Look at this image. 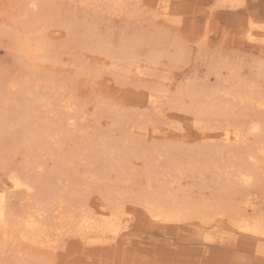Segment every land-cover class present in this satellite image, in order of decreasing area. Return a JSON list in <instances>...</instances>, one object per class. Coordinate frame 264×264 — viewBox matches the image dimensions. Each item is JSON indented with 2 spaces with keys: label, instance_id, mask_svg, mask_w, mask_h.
Segmentation results:
<instances>
[{
  "label": "rangeland",
  "instance_id": "rangeland-1",
  "mask_svg": "<svg viewBox=\"0 0 264 264\" xmlns=\"http://www.w3.org/2000/svg\"><path fill=\"white\" fill-rule=\"evenodd\" d=\"M125 1L121 10L110 11L99 8L100 3L83 9L69 0H0V114L8 115L7 124L0 120V192L6 196L8 215L6 229H0V264H264V245L239 239L227 223L222 225L226 229L217 230L191 222L155 224L143 207L134 204L139 193L193 202L211 198L220 184L235 183L236 200L248 194L255 210L264 212V157L255 167L261 170L262 181L241 186L231 177L232 155L220 136L228 125L246 131L243 113L251 114L247 103L226 93L232 95L245 85L264 94V44L248 41L243 34L250 23L264 26V0L234 5L220 0ZM48 2L57 6L61 19L74 21L78 36L85 38L89 29L111 52L142 40L138 54L145 59L140 64L150 69L145 81L119 76L117 60L118 69H113L105 55L73 40L63 26L42 29L36 18ZM148 53L156 57L153 66ZM35 77L40 81L34 95L6 88L11 79L18 83L28 79L34 86ZM49 78H57L61 89ZM154 89L163 93L152 106L148 97ZM55 93H62L63 102ZM27 103L36 108L28 115ZM209 105L226 107L231 117L219 123L203 118L207 122L202 127V122L196 123L202 118L196 112ZM244 133L246 142H231V154L241 165L254 140ZM192 147L198 150L195 157L187 154ZM167 148L170 156H165ZM72 154L75 160L70 164ZM12 176L29 189H15ZM114 203L125 212L120 236L112 245H94L82 253L68 223L85 213L100 218ZM27 215L43 227L52 248L20 238L18 223Z\"/></svg>",
  "mask_w": 264,
  "mask_h": 264
},
{
  "label": "bare ground",
  "instance_id": "bare-ground-1",
  "mask_svg": "<svg viewBox=\"0 0 264 264\" xmlns=\"http://www.w3.org/2000/svg\"><path fill=\"white\" fill-rule=\"evenodd\" d=\"M69 1L78 2L80 4L79 6L81 8H83V9L89 7L92 4L100 3L101 5L99 6V8H105L106 10H110V11L111 10H113V11L121 10L124 6L127 5V4L125 5V3H126L125 0H69ZM241 1L242 0H220V2L223 3V4L225 2H229L230 4L233 3V2L234 3H238V2L240 3ZM234 3H233V5H234ZM240 5H242V4H240ZM96 6H97V4H96ZM223 6H225V5H223ZM137 8H139V7L137 6ZM103 11H105V10H103ZM39 14L40 15H38L36 19L38 20L39 26L41 25L43 27L42 28L40 26L42 29H45L48 26H54V25L60 26V27L63 26L64 28H62V30L66 29L67 30L66 32L68 34H69V30L72 32V35H73L72 39L73 40L75 39L76 41H79V43L81 42L82 44H84V45L88 46L89 48H91V50H93V51H95L97 53H100L99 54L100 56H102V54L105 55V58L107 59V61L108 60L110 61L108 63L109 66H111L113 69L116 66L115 65V63H116L115 61L117 60V62L121 65L120 71H118V72H120L119 76L124 77V79L127 76H133V79L135 78V80H139V81L143 80V81H145L144 79L146 77L143 78V76L149 75L148 71L150 69H145L140 64V60H144L145 59V58L144 59H140V56L138 54V52H140L139 51V48H140V44L139 43L142 40L139 41V43H132V42H128L127 43L126 42L125 44H123L124 46L121 45L123 47H121V50L119 52H115V51L111 52L112 51V49L110 51L111 47H109V49H106V47H108V46L106 45V47H105L103 45L102 41L98 38V36L93 31H90L89 29L85 31V35H86L85 38L78 36L77 35L78 32L74 31V29L76 27V24L74 23V21L72 22V20H70L71 18H69V19H64L63 18V19H61L60 13L57 12V6L54 5L53 3H49L48 2V3H45L44 6H41V8L39 10ZM66 17H67V15H66ZM69 20H70L71 23L69 22ZM253 28L258 30V32H253L252 31ZM243 34H244V37L248 41L259 42V43L264 44V26L261 25V24L260 25H255V24L250 23L249 26L247 27V29L243 31ZM83 36H84V34H83ZM69 37L70 36L67 35V38H69ZM80 39H83L82 40L83 42L80 41ZM148 42H150V41H148ZM74 44H77V43H74ZM141 45L143 46L142 42H141ZM58 48H63V47L59 46ZM58 50L61 51L62 49H58ZM53 51H56V49L53 50ZM145 55H146V53H145ZM147 58H148L147 60L150 62V65L153 66V64H156L157 61H156V57L154 55L151 56L149 54ZM150 59H152V61H150ZM148 61H145L144 63H146ZM102 66H104V65L102 63H100L99 68L100 69L103 68ZM95 67L98 69L97 65H95ZM117 69H118V67H117ZM21 70H24V69H21ZM17 72H19V71H17ZM22 75H23V73L21 74V77H22ZM29 76H31V75H29ZM119 76H118V78H119ZM35 78L34 79L36 80V85H34V86L32 85L33 87L30 86V84H28L29 83L27 81L28 79L27 80L24 79V81H20L19 83L17 81H15V80L11 79L9 81L7 80L8 81V83H7V82H5V80H6V78H5L4 82L7 83V86H6L7 89L8 88H11V89L12 88L13 89L17 88L16 90H19L18 92H21V93H19L20 95H23V96L24 95H34L35 91H33V88H36V86L38 85V82L40 81L39 77H35ZM3 79H2V81H3ZM47 80L49 82H51L50 84H54V85L56 84L58 86L57 88L61 89V85L59 84V80L57 78L56 79L55 78H49ZM0 83L2 84L1 81H0ZM248 83H252V82H248ZM244 84L247 85V82H245ZM238 85H239V83H238ZM47 86H48V84H47ZM244 86L239 87V89L236 90L234 93H232V95L230 93H228V94L226 93V95L229 96V97H233L234 99L241 100V102L244 103L245 106L248 104V107H246V109L248 111L249 110L251 111V114L249 112H247L250 115L249 114L245 115L243 113V116L246 119V121L243 122L246 125V131L251 136L253 135L252 137H254L253 145H251V146H249L247 148L248 149V152H247V155H246L247 161L245 162L244 165H241V164H238L237 162H235L236 161L235 156L233 154H231V151L233 152L231 142L239 141V140H241V142H246L247 138L246 137L243 138V134H242V133H244L246 131H243L241 133V129L240 128H242V126L239 128L240 125L238 127L235 126V125L234 126L228 125L227 128H223L222 130L220 129L221 130L220 136H221V140L223 142H225V144H226L225 146H227L226 148L230 150L229 151V156L231 157V155H232L233 163L230 166L233 167V172H232L233 176H231V177L234 178V181L237 184L241 185V186H247V185L251 186V185H256L260 181H262L261 170L258 171V169H255V167H256L257 163L261 162V160H262L261 158L264 157V115H263L264 114L263 113L264 112V94L262 95V94H259L258 92L257 93H253L252 89H251L252 86L250 87V85H249L250 88H248L247 86H245V87ZM253 86H255V85H253ZM246 87L248 88L247 91H246V89H247ZM50 88H53V87L50 86ZM60 89H56V92H58L57 90H60ZM258 89H257V91H259ZM161 92L162 91H160L158 89L157 90L154 89V90H152L150 92L149 97H148L149 103H151L150 105H152V104L155 105L156 103L159 102V99L162 97ZM213 92L214 91H212L211 93H213ZM51 93L52 92H50V94ZM61 94H60V96H61ZM211 95H213V94H211ZM41 96H42V94H41ZM60 96L57 95V94H56V96H54L55 98H57V101H59V103L63 102V98H60ZM224 96H225V94L223 95V98H224ZM1 97H2V95H1ZM229 97H228V99H229ZM7 99H8V97H6L5 105H6L7 101H8ZM46 99L48 100V98H46ZM36 100H37V98H36ZM212 101H214V100H212ZM1 102L2 103L4 102L3 99H2ZM28 102H30V101H28ZM232 102H236V101L234 100ZM30 103H27L26 105H24V107H25L24 110H26L25 112H27V115L30 114V113H33L36 110V108H34L35 104H34V106H32ZM242 103H240V104H242ZM64 105H65V108H67V110H69V104L65 103ZM203 105H205V104L203 103ZM156 106H154V107L157 108ZM209 106H211V105H209ZM46 107H47V105H46ZM200 108H201V106H200ZM259 111H262L263 114L259 113ZM196 114H197L198 118L202 117L199 120H197L198 121V122H196L197 124L202 122L203 118H205V119L208 118L209 120H212V118H213V119L217 120V122H218L219 120H227L228 118L231 117L230 114L228 113L226 107L221 108V107H218V106H214V107L211 106V107H207L206 109H200V110H198V112H196ZM236 114H234V115H236ZM0 116H1V114H0ZM23 117H25V116H23ZM10 119H13V118H10ZM68 119H71V118L68 117ZM0 120L3 121V124H7L8 123V115H6V113L3 114V117L1 116ZM113 120H114V122H116L119 125H121L123 123L122 119H120V120L113 119ZM20 121H21V119H20ZM9 122H10V120H9ZM205 122H207V121H205ZM230 122H232V121H230ZM204 123H203L202 127L206 126V125H204ZM213 123H215V122H213ZM208 124H210V123L208 122ZM232 124H234V123H232ZM239 124H242V123L240 122ZM3 126L5 127V125H3ZM246 134H245V136H247ZM248 137H249V135H248ZM239 142H235L236 145ZM247 142H248V140H247ZM239 145H240V143H239ZM178 149H180V148H178ZM111 150L113 151V149H111ZM165 150H166L165 156L166 155L170 156L171 151L168 148L165 149ZM183 150L180 151V152H183ZM189 151H188L189 153H187V154H190L193 157H195L198 154V150H196L194 148H193V150H189ZM180 152L178 150V153H180ZM186 152H185V154L183 153L184 156L185 155L187 156ZM178 153L175 152V154H177V155H178ZM104 154L105 153H103V155ZM180 155H182V154H180ZM178 157H180V156H178ZM74 158L75 157L72 154L71 158H69V162L68 163H70V164L72 163L73 164V162H74L73 160H75ZM114 164H116V163H114ZM127 164H130V163H127ZM258 165H261V164L259 163ZM202 169H203V167H202ZM204 170H202V172ZM206 170L208 171V169H206ZM207 171L206 172L204 171L205 176H207L206 175ZM199 172H198V174H199ZM224 172L226 173V171H224ZM215 174L217 175V172ZM263 174H264V172H263ZM202 175L203 174L201 173V176ZM132 176H133V174H131V177ZM129 178H127L126 180H129V181L132 180V179H129ZM199 178L202 179V177H200V176H199ZM206 178H208V177H206ZM217 178H218V176H217ZM11 182H12L13 187L15 189H26V190L29 189L28 185L25 184V182L22 181L19 177L12 176L11 177ZM170 186H172V185H170ZM235 186H236L235 183H230V184L229 183H225L224 185L220 184V186H218V188H216L217 189V191H216L217 193L216 194L213 193L212 194L213 196L211 198L209 197L210 195H208L207 198H201V199L195 200L193 202H189V201L179 202L178 199H176L178 201V202H176L173 199L172 200L171 199L167 200V197H166V200H164V198H161V196L158 195V194H157L156 197L155 196L151 197V196L144 195L145 193L144 194L143 193H141V194L139 193L136 196V200H134V204L136 205V203H137L139 206L143 207L144 211L147 214V217H148L149 221L152 222V223H155V224H157V223H163L164 224L165 223V224H173V225L174 224H178L179 225L181 223L191 222V223H196V224H198V226H202V227H205V226L206 227H213L216 230L217 229H226V227L224 228L222 225L224 223H227L228 224V227H227L228 230L231 233H233V234L237 233L236 236L239 239H241L243 237L246 240V238H248L249 240L254 241L257 246H261L262 247V245H264V212L258 213L255 210V208H254L255 205L252 202V198L248 194H245V195L241 196L240 199L238 198V200H236V198H235V191H236ZM258 187H259V185H258ZM216 189H214V191ZM157 191L159 193L160 190H157ZM248 193H249V191H248ZM161 195H163V194H161ZM60 196H62V195H60ZM5 197L2 194V192H0V229H2V230L6 229V227H7V219H8L7 218V216H8L7 212L5 214V206H4V198ZM133 199H135V198H133ZM135 201H136V203H135ZM114 204L108 210V214L102 212L100 214V218H95L90 213H85V214H81V216H79L78 220L68 223L69 226H67V227H68V230H70V232H71V233L70 232L69 233L77 235V237L79 238L78 242H79L81 251H83L82 253H84L85 250H88V249L92 248V246H94V245H107V246L112 245V244L115 243L117 238L120 236V230L122 228L123 229L125 228V226L124 227L121 226L122 218L125 215V212L121 209L122 206L120 207L119 205L116 206V204L115 205ZM260 205H262V203ZM100 209H101V207H100ZM27 216L28 217L26 219H24L23 221L21 220V222L18 223V231H19L20 238L23 239V240H26V241H28L31 244H34L36 246L44 247V245H47V246L50 245L49 247L52 248V245H51L52 242L50 241L51 244L48 243L49 239L47 240L48 237L46 236L45 232L43 231V229H42L43 227L40 228V224H39V222L37 220L32 219L31 216H29V215H27ZM69 219L71 220V218H69ZM65 220L63 219V221H65ZM60 222H62V220ZM59 226H60V224H59ZM15 229H17V228L15 227ZM61 229H62V226H61L60 230ZM41 236L42 237L46 236L45 237L46 240H43Z\"/></svg>",
  "mask_w": 264,
  "mask_h": 264
}]
</instances>
